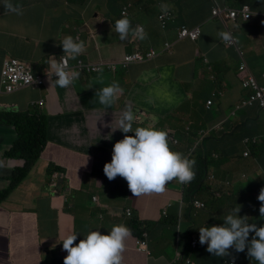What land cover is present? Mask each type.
Instances as JSON below:
<instances>
[{"label": "crops", "instance_id": "crops-1", "mask_svg": "<svg viewBox=\"0 0 264 264\" xmlns=\"http://www.w3.org/2000/svg\"><path fill=\"white\" fill-rule=\"evenodd\" d=\"M237 1L11 0L14 5L22 6L23 14L16 15L6 11L0 0V68L4 60L12 57L36 73L50 69L51 57L59 60L64 54L60 44L69 35L85 42L86 51L76 58L83 63L119 61L135 51L159 53L124 70L118 67L114 72L104 69L92 75L81 74L68 88H60L54 85L55 80H48L37 88L0 94V111L44 115L47 137V146L31 172L0 203V255L1 250L13 255V259L0 260V264H63L68 253L63 250L62 241L67 235L78 234L76 242L79 243L91 231L107 235L114 225L121 223L130 228L131 219L124 214L125 209L131 210V216L148 221L146 250L149 253L137 251L134 239H129L123 264H177L174 261L178 251L196 264H220L222 258L206 251L207 243H199L196 249L190 247V240L197 238L199 228L209 227L216 218L222 220L238 205L241 206L239 217L247 210L257 216L258 209L257 202L244 194L246 187L231 195L218 196L217 187L225 180L222 177L229 174V164L213 171L217 181L208 179L216 189L212 197L206 191L194 196L206 204L204 209H195L192 199L182 196L184 186L175 181L166 186L164 193L136 198L127 182L109 181L107 177L94 179L93 171L97 168L103 172V167L95 164V157L101 159L125 135L134 136L117 130L110 140L105 139L111 132L107 125L113 123L112 127H116L115 121L127 105L136 115L133 129L154 124L155 128L170 133L173 139H178L177 135L184 139V135L194 134L191 138L194 143L199 130L229 127L230 118L235 116L225 117L219 112L231 109L246 95L239 79L255 76L264 83L263 21L252 17L247 22H227L226 30L223 23L211 17L214 7L235 9ZM161 3L172 6L168 12L172 19L164 29L157 21L158 14L162 13ZM127 5H130L127 15L132 26L142 25L147 39L134 42L135 37L129 35L121 41L113 31L115 21L122 18L121 11ZM254 8L264 11L259 5ZM195 26L201 30L195 42L177 39L180 28ZM221 31H229L235 38L243 58L234 46L223 43L218 36ZM166 44L171 48L162 53ZM76 59L69 58V61L73 63ZM239 61L246 65H239ZM205 70L212 74L209 81L214 84L212 89L223 91L217 115L205 110L197 113L189 102L188 94L208 96L201 92L208 87ZM113 81L119 83L124 93L105 110L95 93ZM223 84L229 92L225 93ZM246 113L254 118L256 109ZM261 114L264 115V110ZM153 116L157 118L155 121ZM237 118L239 125L245 114ZM245 130V136L247 132L256 135L257 124L251 123ZM219 135L220 132L212 130L204 141L213 139V144L218 145ZM15 140L14 129L0 124V191L8 187L13 169L22 165L20 160L3 156ZM170 145L173 147L172 142ZM178 145L179 142L175 147ZM51 163L65 171L57 173L61 181L58 195L52 194L54 187L49 186L46 178V169ZM244 167L239 163L236 169L248 175ZM248 167L257 172L262 170L258 160ZM227 188L231 186L227 184ZM164 209L166 217L162 215ZM114 212L120 215H113ZM24 254L28 259H24Z\"/></svg>", "mask_w": 264, "mask_h": 264}, {"label": "clouds", "instance_id": "clouds-1", "mask_svg": "<svg viewBox=\"0 0 264 264\" xmlns=\"http://www.w3.org/2000/svg\"><path fill=\"white\" fill-rule=\"evenodd\" d=\"M256 1L262 2L263 0H256ZM242 6L248 7L250 14L248 18H243V16L240 13L237 15L235 19H219L217 17H213L212 10L217 7H214L211 10V17L213 19H218L225 26L227 22H236L238 20L241 22H247L252 17H257L261 19L264 23V11H258L255 8H252L246 2H242V4H240L238 7H235V9L240 10ZM3 7L6 11L15 13L16 15L23 14L22 6L14 5L11 2V0H3ZM171 7L172 6L170 4L161 3L159 5V8L162 13L159 14L166 15L171 9ZM129 8L130 5L123 7L121 11L122 18L115 21V26L113 31L119 34V39L121 41L127 40L129 38V35L135 37L134 42L136 41L139 42V40L143 41L147 39V33L142 25H137L135 27L132 26L131 21L127 15V10ZM123 12H125V14H123ZM170 16L172 19L171 14ZM157 21H158V17H157ZM195 27L200 28L199 26H195ZM226 30H227V26H226ZM228 32L229 31L227 32L221 31L218 33V36L223 41V43L234 42L235 38H233L231 34ZM60 45H62L64 54H62L59 57V60L55 59L54 57H51L49 61L50 69H46L52 71V75L54 74L58 78L46 79L45 82L48 80H55L54 81L55 86H58L60 88H68L76 80L79 79L81 74H83L80 71L73 69V67L74 65L77 64L78 61H81V59H76V58L82 55L86 51V45L85 42L83 40H80L79 37L73 38L71 35L66 36L62 40ZM230 46H234L236 48V40H235V44ZM169 50L163 49L162 53H166ZM136 52L141 53L139 51H135L134 53ZM237 53L241 58H243V53L240 50L237 49ZM158 54L159 53H157V55ZM11 58L12 57L8 59ZM69 58L76 60L73 63H71L69 61ZM110 62H118V61H110ZM242 64L246 65L244 61H239V65ZM26 66L29 67L34 74H43L46 71L45 70L41 73H36L29 65ZM99 71L102 72L103 70L99 69ZM250 78H254L258 85L264 86V83L258 81L255 76H250L247 80L239 79V83H241V88L246 90L247 93L238 104H236L231 108L233 110L231 111L230 115L236 116L237 112L240 111V114L241 113L245 114V119L243 122L246 121L247 123L249 120L252 121L255 119L256 121L259 119V122H261L264 119V115L261 114L262 111L264 110V107L261 106L259 103H255L250 107L237 109L238 106H241L242 101L248 100L249 96L254 90L252 85H248V86L244 85V83L249 81ZM213 86L214 84H212V87ZM123 93H124V89L119 85L118 82L113 81L108 86L99 88L95 93V97L98 98L99 104L105 106V110H106L110 108L111 105L121 95H123ZM221 93L223 94V91L220 92V91H216L215 89H211V92L208 94V96L206 97L207 99L204 102L205 111L211 110L212 106L214 105L213 98L215 96H218L219 101L221 100L222 98L220 97ZM188 97L190 104L194 105V103L192 102L193 97L190 94H188ZM252 108L256 109V114L254 117L255 119L252 118L251 115L246 113V111ZM152 119L153 121H155L157 118L153 116ZM224 120H222V123H224ZM135 122H136V115L132 107L130 105H127L125 109L119 114V118L115 121L116 127H112L113 123L107 125V127L111 129V132L109 133L108 136L105 137V139L110 140L111 134L117 130L125 134L134 133V136L125 135L122 140L116 142L113 145L111 162L106 163L104 165L103 172L109 181L114 180L117 176L122 177L127 182L129 191L136 198L146 195L164 193L166 191V186L173 181L182 185L189 184L191 181H193L196 175L194 171L196 161L194 158L189 159L188 157L197 155L199 143L201 144L200 147L205 149L202 146V144L204 143L203 142L204 138L206 135L211 134L212 130H216L220 132L219 137H217L216 139L222 138L223 136L221 135L223 134V130H226V129H221L219 126L213 127L212 130H208L206 132H204L203 130H199L198 131L199 137L196 139L194 143H192V141L190 142V145L191 144L192 145L187 149V155H184L183 153L178 151H173L170 148L171 142L173 146L177 145V140L173 139L174 137H172L170 133L155 128L154 124H149L148 126L145 127H136L135 129H133V124ZM243 122L240 123L239 125H242ZM187 130L188 129H186V132ZM226 131H230V130H226ZM262 138H264V134L260 136L253 135V137H244L242 139V143L245 145L250 143L262 144L263 142ZM243 156L250 157V154L249 152L245 151L243 153ZM213 157H215V161H217L219 155L216 154V152H214ZM210 165L211 167L209 168V170L207 169V172L209 173L208 179L213 180V178L216 177V174L213 173L214 171L213 164ZM243 165H245L244 167L245 169H250L248 167V164L245 163ZM259 165L261 168H263L262 162H259ZM228 166H231V163H229ZM262 170H264V168ZM228 171L230 173V170ZM241 179L242 180L247 179V174L244 175L241 174ZM51 182L54 187V189L51 191L52 194L53 195L60 194L58 188V185L61 182L60 175H59V181L53 183V181L51 180ZM229 182L231 181L227 180L224 183L228 184ZM248 182L249 181H247V183ZM250 185H255V184H246L242 188L245 187L247 188ZM228 192H231V188L229 189ZM251 198L252 200L257 202V207H258L257 216H258V211L260 212L261 216H264V190H262L260 194L254 193L253 195H251ZM93 200H95V198H93ZM196 201L203 203L204 207L201 208L196 207L195 205ZM192 205L195 209L206 208V204L203 201L196 199L192 200ZM240 209L241 206L238 205V207L235 208L231 214L226 215L225 218H222V220H218V221L215 220L216 222L211 224L209 227L204 226L199 228L198 229L199 235L197 236L196 239L194 238L190 240V247L197 249L199 243L201 245L207 243L206 251L216 257L222 258L220 264H240V263L247 264V262L248 264H253V262L255 261L258 262L257 264H264V226L262 225L256 226L255 223L250 224L248 222L249 217L247 216L244 217V215L246 214L253 215L252 212L249 210L244 211L242 213V217H239L238 213L240 212ZM127 210H129L130 212L129 216L126 215ZM112 214L120 215L119 212H114ZM124 214L128 217V219H130L132 215L130 209H125ZM162 215L166 217L165 209ZM219 222L223 224L220 225ZM250 233L253 234L252 238L249 237ZM143 234H145L146 236L142 237ZM77 236L78 234L72 233L67 235L63 239L62 241L63 250H65L68 253V255L64 258L63 264H123L124 253L127 250V242L129 241V239H134V237L132 236L131 229L122 223L114 225L107 235H102L99 231H91L83 239H81L79 243L74 244V242L77 240ZM146 237H147V233L144 232L141 234L139 238L134 239L135 249H136V240L143 239L146 243ZM232 249H234L236 252H243L245 251V249H247L248 258H246V260L244 261L243 257L241 256L243 261L240 262L236 260L234 256H240V255H232L231 253ZM142 252L149 253V251L147 250ZM174 262L177 264H196L191 259L184 258L183 253L180 251L176 253Z\"/></svg>", "mask_w": 264, "mask_h": 264}, {"label": "trees", "instance_id": "trees-1", "mask_svg": "<svg viewBox=\"0 0 264 264\" xmlns=\"http://www.w3.org/2000/svg\"><path fill=\"white\" fill-rule=\"evenodd\" d=\"M242 2L248 3L252 8L255 5H259L260 7H264V0L262 2H258L256 0H239L235 3L236 7H238ZM124 70V69H121ZM255 119V118H254ZM257 122V123H256ZM251 123L257 124V134L256 136H260L264 134L263 129L260 125L259 121L249 120L247 123L246 121L243 122V126L248 127ZM0 124H5L10 126L14 129L16 140L10 146L8 150H6L3 154L4 158L6 159H14L20 160L22 162L21 166H18L13 169L10 177L8 178L9 185L6 189L0 191V203L6 201V199L10 196L11 192L26 178V176L31 172L32 168L36 164V162L40 159L44 149L47 146V137H46V117L44 115H37V114H27V113H16L14 111H0ZM236 127L231 129L230 131L223 130V138H226L229 135H233L235 133ZM182 132H184V128L182 127ZM244 137H253L252 133L247 132V135ZM177 142H179L178 147L171 146L170 148L173 151L181 152L185 155L187 152L188 147L190 146L191 138H194V134L191 135H184V139L181 137L179 138L177 135ZM214 145L213 139L212 140H205L202 147L198 148L197 155L188 157L189 159L194 158L196 161L194 171L196 173L195 179L191 181L189 184H184L182 187V196L187 200H195V195H199L202 192L206 191L207 195L212 197L214 189L213 187L207 184L209 173L207 169L211 167L210 164H213L214 170L218 168H222L223 166L231 163V167L237 168L239 163L241 164H249L250 162L245 161V159L250 158L251 156L253 159L262 162L264 168V138L263 142L260 145L259 152L253 155V147H256L257 144L249 145L251 147L250 150V157H244L243 154H240L238 148L232 149H222L221 146ZM219 155L217 161H215V157H213V153ZM112 157V150L105 153L103 158L107 162H111ZM262 168V169H263ZM64 173L65 171L61 169V167L54 166L53 163L49 165L46 169V178L49 184L51 182L52 173ZM222 177V179H226ZM231 182L228 183L229 186ZM222 194L224 195V191H229L227 188V183H221ZM264 189L259 188L257 185H250L244 190V194L249 196L253 195L254 193H261ZM221 195V196H223ZM209 205V204H207ZM231 207V206H230ZM130 229L132 232V236L134 239L139 238L142 233L147 231V227L149 226L148 221L141 220L135 216L130 217ZM164 219H169L164 218ZM78 242H74L76 244ZM232 255H240L234 256V258L238 261H244L248 258L247 253L244 254L243 252H236L232 249ZM231 256V255H228ZM243 257V259L241 258ZM258 262L255 261L253 264H257ZM242 264V263H240ZM248 264V262H247Z\"/></svg>", "mask_w": 264, "mask_h": 264}, {"label": "built area", "instance_id": "built-area-1", "mask_svg": "<svg viewBox=\"0 0 264 264\" xmlns=\"http://www.w3.org/2000/svg\"><path fill=\"white\" fill-rule=\"evenodd\" d=\"M241 14L243 18H248L250 16L249 9L247 6H242L240 10L236 9H227V8H214L212 10L213 17H217L219 19H235L238 14ZM125 14V12H123ZM171 20L170 14H159L158 21L161 28L166 26V23ZM200 35V28L194 27L192 29L181 28L177 37L178 40L188 39L190 41H196ZM224 44L230 46L235 44L226 43ZM165 50H169V44H166L164 47ZM241 54V53H240ZM157 56V53L154 51H149L148 53H132L125 55L118 62H98V63H83L78 61L76 65H74L73 69L80 71L85 75H92L95 73H101L99 69H106L110 72H114L118 67L127 68L131 64L141 63L149 59H153ZM58 78L54 74L52 75V71L46 70L43 74H34L32 70L23 64L18 59H7L3 62L2 68L0 71V94H11L23 88H37L44 84L46 79ZM245 86L252 85L253 92L249 96L248 100H244L241 103V106H238L237 109H241L244 107H250L255 103H259L264 107V86H260L257 84L254 78H250L249 81L244 83ZM196 207L201 208L204 207V204L196 201ZM126 215L129 216V210L126 211ZM146 235L143 234L142 237ZM136 249L137 251H145L146 243L143 239L136 240Z\"/></svg>", "mask_w": 264, "mask_h": 264}, {"label": "rangeland", "instance_id": "rangeland-1", "mask_svg": "<svg viewBox=\"0 0 264 264\" xmlns=\"http://www.w3.org/2000/svg\"><path fill=\"white\" fill-rule=\"evenodd\" d=\"M253 19H255V17ZM243 55H244V53H243ZM217 65H218V63L215 64V66H217ZM205 72H206V79H207L208 87L206 89L202 90L201 92H203L204 94H209L211 92V89H212V84L209 82V81H211L212 74L208 70H205ZM214 76H216V74H214ZM223 88L225 90V93L229 92V89L226 87L225 84H223ZM205 98H206V96H204V95H200L199 93H194L192 102L194 103L193 108L197 111V113H200L198 110H204ZM213 100H214V105L212 106V108L209 112L213 113L214 115H217L218 114L217 110L219 107L218 96H215L213 98ZM232 110L233 109H225L223 112H219V113H221V115H223L225 117H228ZM239 114H240V111H238L236 115L238 116ZM237 116L231 117L230 118L231 124H229V127H226V130H231L233 128V126L236 127L235 133L233 135L227 136L226 138H223V137L219 138L216 141L220 144L219 146H221L222 149H229L230 150V149L235 147V148L239 149L240 154H243L245 151H247L251 155V153H250L251 147L249 145H252V144L250 143V144L245 145L242 143V139L245 136V131H246L245 128L246 127L243 125H238ZM257 121H259V119ZM260 125L263 129V132H264V119L260 122ZM193 127L194 126H192V128ZM186 129H188V127ZM262 140H263V138H262ZM260 145L261 144L258 143L256 147L252 148L253 155L259 152ZM200 146H201V144L199 143V147ZM94 161H95V164H97V167H104V165L106 163H109L103 157H101V159H99V160L97 157H95ZM245 161L252 162L253 164H255V159H253L252 156L250 158L245 159ZM94 167H95V165L93 166V168ZM228 167H229L228 169L230 170V173L226 175L227 176L226 179L222 182L224 183L227 180L231 181V183H230L231 192H237L239 189H241L246 184H255L259 188L264 189V170L257 172L256 170H253L252 168H250L247 170V172H248L247 179L242 180L241 179V174H242L241 170L233 168L231 166H228ZM100 170H97V168L94 169V171H93L94 172L93 173L94 179L100 180L103 177H106L105 174L103 172H101ZM58 176H59V174H57L55 172L52 173L51 180L53 181V183H55L56 181L59 180ZM99 180H98L99 184H102V182ZM114 180H119L123 184L126 182L122 177H119V176H117ZM213 180H216V177L213 178ZM247 181H249V182L247 183ZM212 183H213V181L207 182V184L210 186H212ZM214 183L216 184V182H214ZM49 186L53 187V184H51ZM117 190H119V188H117ZM222 191L223 190L221 188V185L218 186L217 187V193H219L218 196L223 195ZM231 192H228L227 190H225L224 194L231 195ZM194 213H195V210L193 211V214ZM245 216L249 217L248 222L250 224L255 223L256 226H259V225L264 226V216H261L259 211H258L257 217H255L253 215H249V214L244 215V217ZM215 220L218 221L217 218ZM222 224L223 223H220V225H222ZM252 236H253V234L250 233L249 237L252 238ZM243 253L246 254L247 249H245V251H243ZM23 257H24V259H28L26 254H24ZM6 259H13L12 253H10L6 250H1L0 260L3 262ZM192 259L195 260V257H192Z\"/></svg>", "mask_w": 264, "mask_h": 264}, {"label": "water", "instance_id": "water-1", "mask_svg": "<svg viewBox=\"0 0 264 264\" xmlns=\"http://www.w3.org/2000/svg\"><path fill=\"white\" fill-rule=\"evenodd\" d=\"M58 178H59V176H58ZM59 181V180H58Z\"/></svg>", "mask_w": 264, "mask_h": 264}]
</instances>
